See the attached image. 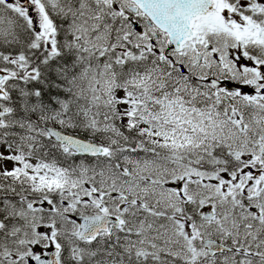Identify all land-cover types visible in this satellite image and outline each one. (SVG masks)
<instances>
[{
  "label": "snow or ice",
  "instance_id": "6c2138e0",
  "mask_svg": "<svg viewBox=\"0 0 264 264\" xmlns=\"http://www.w3.org/2000/svg\"><path fill=\"white\" fill-rule=\"evenodd\" d=\"M0 264H264V0H0Z\"/></svg>",
  "mask_w": 264,
  "mask_h": 264
}]
</instances>
